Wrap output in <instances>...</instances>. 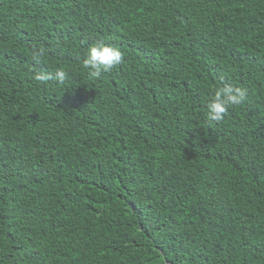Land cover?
I'll use <instances>...</instances> for the list:
<instances>
[{"label": "trees", "instance_id": "1", "mask_svg": "<svg viewBox=\"0 0 264 264\" xmlns=\"http://www.w3.org/2000/svg\"><path fill=\"white\" fill-rule=\"evenodd\" d=\"M0 264H264V0H0Z\"/></svg>", "mask_w": 264, "mask_h": 264}, {"label": "clouds", "instance_id": "2", "mask_svg": "<svg viewBox=\"0 0 264 264\" xmlns=\"http://www.w3.org/2000/svg\"><path fill=\"white\" fill-rule=\"evenodd\" d=\"M43 53L37 51L33 54L34 59H39ZM123 54L118 48H114L102 41L97 42L88 49L87 58L83 62L85 69L89 71L91 77H99L102 73L110 71L115 65L121 63ZM52 77L41 71L36 76L37 81L45 82ZM67 73L63 69H58L55 73V79L64 82ZM247 91L243 88H234L230 85L220 87L208 104V117L211 121H221L227 114L230 106L239 105L245 101Z\"/></svg>", "mask_w": 264, "mask_h": 264}]
</instances>
